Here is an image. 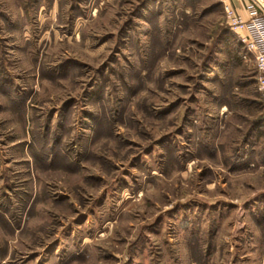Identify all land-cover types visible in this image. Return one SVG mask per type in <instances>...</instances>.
<instances>
[{"label": "rangeland", "instance_id": "1", "mask_svg": "<svg viewBox=\"0 0 264 264\" xmlns=\"http://www.w3.org/2000/svg\"><path fill=\"white\" fill-rule=\"evenodd\" d=\"M228 6L0 0V264H264V109Z\"/></svg>", "mask_w": 264, "mask_h": 264}, {"label": "built area", "instance_id": "2", "mask_svg": "<svg viewBox=\"0 0 264 264\" xmlns=\"http://www.w3.org/2000/svg\"><path fill=\"white\" fill-rule=\"evenodd\" d=\"M229 5L226 9L227 23L243 32L241 58L251 63L256 73V91L264 109V0H221ZM242 4L248 17L243 19L235 3ZM233 4V5H232Z\"/></svg>", "mask_w": 264, "mask_h": 264}, {"label": "crops", "instance_id": "3", "mask_svg": "<svg viewBox=\"0 0 264 264\" xmlns=\"http://www.w3.org/2000/svg\"><path fill=\"white\" fill-rule=\"evenodd\" d=\"M235 6H236V8H237V10H238V8H239V6H240V5H239V2H236V3H235Z\"/></svg>", "mask_w": 264, "mask_h": 264}]
</instances>
